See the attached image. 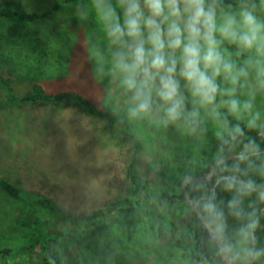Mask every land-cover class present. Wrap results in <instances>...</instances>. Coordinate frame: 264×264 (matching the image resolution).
I'll list each match as a JSON object with an SVG mask.
<instances>
[{
    "label": "rangeland",
    "instance_id": "374dc122",
    "mask_svg": "<svg viewBox=\"0 0 264 264\" xmlns=\"http://www.w3.org/2000/svg\"><path fill=\"white\" fill-rule=\"evenodd\" d=\"M17 1L28 10L43 11L51 8L55 0ZM140 2L147 16L143 0ZM97 3H110L123 24L121 0ZM243 7L264 21L262 1L216 9L217 22L228 13L238 14ZM131 43L126 36L113 42L107 22L98 16L93 0L67 6L58 19L28 23L0 18V75L12 79L17 95H26L36 82L53 91H83L102 107L118 111L137 139L135 156V138L92 116L74 101L60 105L44 101L6 105L0 108V176L51 197L67 213L85 215L127 195L131 185L128 168L134 156L143 178L170 191L191 165L206 164L214 140L228 129L222 115L227 106L221 102L230 97L217 95L220 116L214 118L209 115L210 107H201L199 98L191 95L186 81L177 74L185 97V114L199 109L198 124L193 125L183 116L164 123L167 105L155 90L152 112L130 118L133 93L122 85L123 74L115 68V61L116 53H127ZM252 50L259 68L247 75L245 94L235 91L234 98L241 103L251 101L252 113H259L256 125L264 127V56ZM220 51L229 60L228 51L221 47ZM174 55L179 61L181 51L176 50ZM179 67L178 63V72ZM217 83L221 90L234 87L223 76L217 77ZM0 99H6L1 85ZM242 117L247 121L252 118L248 112H242ZM193 217V210L178 202L170 205L148 200L140 209L117 216L118 223L106 222L112 228L121 223L114 229L118 236L130 239L128 242L116 243L103 253L91 249L92 240L70 242L63 248V264H196L186 258L192 242ZM61 228L64 224L51 207L13 199L0 188V251L34 245ZM117 232L110 236L117 237ZM248 248H252L251 241L233 245L234 251L240 253L237 264H249L251 259L245 252ZM36 254L39 253L29 258L20 256V262L30 263L38 258ZM254 264H264V256L256 258Z\"/></svg>",
    "mask_w": 264,
    "mask_h": 264
},
{
    "label": "clouds",
    "instance_id": "9594fccd",
    "mask_svg": "<svg viewBox=\"0 0 264 264\" xmlns=\"http://www.w3.org/2000/svg\"><path fill=\"white\" fill-rule=\"evenodd\" d=\"M121 4L124 6L123 24L110 3L101 6L97 0H93L98 16L107 22L108 36L113 42L118 43L125 36L132 41L127 53H116L115 61V68L123 74L122 85L133 93V106L128 109L130 118L152 112L155 90V95L167 105L164 123L175 122L183 116L193 125L198 124L199 109L193 108L185 114V97L180 91L178 74L186 81L185 87L191 95L199 98L200 106L210 107L209 115L214 118L220 116L217 95H227L230 99L221 103L227 106L228 111L235 114L237 119L242 118V112H248L252 117L248 121V127L256 126L259 113H252V102L241 103L234 98L235 87L221 90L217 83V77L223 76L232 85H236L240 76L247 75L245 69L237 70L230 60L225 59L220 51L223 41L236 44L241 49H255L258 55L264 56V21L259 20L252 10L243 7L238 14L224 15L218 23L215 4L206 6V0H143L144 7L148 10L147 16L140 0H121ZM217 33L222 39H217ZM178 49L181 51L179 61L174 55ZM192 130L195 131V128ZM230 131L232 140L236 139L237 134H242L239 125ZM258 152V146L250 141L235 159L239 162L248 161L250 155H257ZM216 164L217 167L224 166L221 170L227 168L223 157ZM234 167L238 169L239 164ZM214 173L215 169L198 183L208 182ZM194 181V177L186 178V183ZM221 182L226 190L235 189L240 196L249 195L257 189L253 180L244 181L235 175L220 176L216 185ZM211 192L212 195L206 199H190L189 203L203 219L210 238L220 243L219 252L225 264H235L240 253L234 251L232 244L225 242L224 213L214 203L215 188ZM259 195L264 201V192ZM241 204L242 201L237 196H233L228 202L232 215L237 218L244 215ZM247 215L248 223L240 227L239 235L243 241L254 243L259 221L254 213ZM245 252L248 258L256 259L264 254V249L248 248Z\"/></svg>",
    "mask_w": 264,
    "mask_h": 264
},
{
    "label": "trees",
    "instance_id": "16d2710c",
    "mask_svg": "<svg viewBox=\"0 0 264 264\" xmlns=\"http://www.w3.org/2000/svg\"><path fill=\"white\" fill-rule=\"evenodd\" d=\"M90 0H55L52 7L43 11L28 10L25 5L17 0L0 1V18L14 19L19 22L37 23L43 20L58 19L62 16L65 8L71 4H81ZM264 0H206V4H215L216 9L227 8L230 6L246 5L252 2L260 3ZM91 22V21H90ZM88 22V23H90ZM66 25H62V27ZM217 39H222L219 35ZM229 53V60L235 65L236 69L243 68L247 75L250 72H256L259 68L256 55L252 49L245 50L238 48L236 44L223 41L220 45ZM240 76L239 81L234 85L236 91L245 94L248 89V78ZM0 85L6 90V99H0V108L6 105H15L21 102H37L44 101L60 105L70 103L71 101L83 106L85 110L92 116L102 118L122 132L135 138V156L137 153V139L134 132L129 128L124 117L115 110L102 107L96 100L88 96L83 91L77 89H62L53 91L48 89L43 83L36 82L33 88L23 96H19L14 91L12 79L0 75ZM220 86V85H219ZM222 115L228 125V129L216 138L212 148L207 152L206 164H193L186 173L178 180L174 189L167 190L160 186L150 183L149 180L143 178L136 169L135 156L132 159L128 176L130 178V188L127 195L116 199L106 207L97 208L85 215H74L67 213L62 206L57 204L51 197L34 193L25 189L20 183L11 180L6 176H0V188L10 197L17 200H25L33 203H40L51 207L58 214L59 222L64 224V228L56 230L48 237L38 239L34 245L26 246L22 249L15 250L4 248L0 251V264H63L65 262L63 248L70 242L79 241L82 238L92 240L91 249L96 252H104V249L113 247L116 243L123 244L128 242L123 234L118 236L117 229L121 223L111 225L106 224L108 220L117 222V216L124 211H136L148 200H158L162 204H173L178 202L193 210L194 217L190 222L192 232V242L186 254V258L196 264L220 263L225 264L219 252L218 242L212 240L205 230L201 217L195 212L186 196V189L190 190L191 197L194 200L207 198L212 195L211 190L215 188L214 203L217 208L224 213L225 220V241L232 245L243 241L239 235V229L242 225L248 223V213H254L258 219L259 225L255 230V242H252V248L256 250L264 249V201L260 199V193L264 192V127L255 126L248 127L247 117L237 119V116L230 113L228 108L222 110ZM239 125L242 134H237L236 139H231V129ZM254 141L258 146L257 155H250L248 161L239 162L235 158L224 161L227 166L226 170H221L224 166L215 168L214 177L204 184L195 180L189 183L187 188L183 184V179L188 174L203 175L207 174L219 158L238 155L244 150V145ZM239 164V168L234 167ZM236 175L241 180H253L257 185L256 191L249 195L240 196L235 189L226 190L223 182L218 186L216 180L220 176ZM237 196L241 201V207L244 215L237 218L232 215L228 207V202ZM117 218V219H115ZM115 219V220H114ZM113 220V221H112ZM108 223V222H107ZM117 232V237H111L110 233ZM109 240V242H107ZM116 247V246H114ZM38 249V252L37 250ZM99 249V250H98ZM39 253L35 260L30 263L20 262V256H26ZM264 256V254H262Z\"/></svg>",
    "mask_w": 264,
    "mask_h": 264
},
{
    "label": "water",
    "instance_id": "95a60500",
    "mask_svg": "<svg viewBox=\"0 0 264 264\" xmlns=\"http://www.w3.org/2000/svg\"><path fill=\"white\" fill-rule=\"evenodd\" d=\"M237 155L236 154H231L230 156H227V157H225V158H223L224 159V161H226V160H228V159H230V158H235ZM217 162V161H216ZM216 162H214V164L212 165V167L210 168V170H209V172L207 173V174H203V175H195V174H188L184 179H183V184H184V186L187 188V186H188V184L189 183H186V178L187 177H189V176H191V177H194L195 178V180H200V179H202V178H204V177H206V176H209V174L210 173H213V169H215L216 168V166H217V164H216ZM214 175H215V173L211 176V179L214 177ZM236 176V175H235ZM210 179V180H211ZM186 196H187V198H188V200H190V199H193L192 197H191V193H190V190L189 189H186ZM194 200V199H193ZM195 212H197L196 210H195ZM198 214V213H197ZM199 215V214H198ZM200 216V215H199ZM201 217V216H200ZM202 219V218H201ZM202 221H203V219H202ZM203 224H204V221H203ZM205 227V226H204ZM205 230H207L206 228H205ZM226 242V241H225ZM218 245H219V247H220V243L218 242ZM256 245V242H254V246ZM221 258H222V260L224 261V259H223V256L221 255ZM224 263H225V261H224ZM255 263V259H251L250 260V262H249V264H254ZM235 264H237L236 262H235Z\"/></svg>",
    "mask_w": 264,
    "mask_h": 264
}]
</instances>
